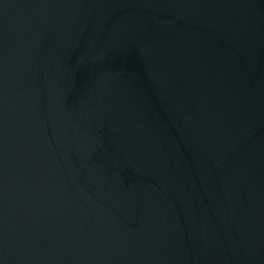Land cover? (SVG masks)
Listing matches in <instances>:
<instances>
[{
    "label": "water",
    "instance_id": "water-1",
    "mask_svg": "<svg viewBox=\"0 0 264 264\" xmlns=\"http://www.w3.org/2000/svg\"><path fill=\"white\" fill-rule=\"evenodd\" d=\"M0 264H264V0H0Z\"/></svg>",
    "mask_w": 264,
    "mask_h": 264
}]
</instances>
